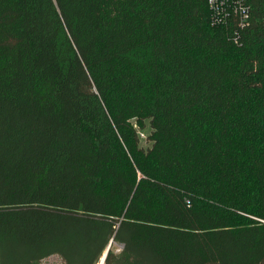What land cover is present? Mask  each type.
<instances>
[{
  "label": "trees",
  "instance_id": "obj_1",
  "mask_svg": "<svg viewBox=\"0 0 264 264\" xmlns=\"http://www.w3.org/2000/svg\"><path fill=\"white\" fill-rule=\"evenodd\" d=\"M241 2L0 0V264H264V0Z\"/></svg>",
  "mask_w": 264,
  "mask_h": 264
},
{
  "label": "built area",
  "instance_id": "obj_2",
  "mask_svg": "<svg viewBox=\"0 0 264 264\" xmlns=\"http://www.w3.org/2000/svg\"><path fill=\"white\" fill-rule=\"evenodd\" d=\"M208 5L217 21L230 14V10L238 12L244 20L247 18V10L241 0H208Z\"/></svg>",
  "mask_w": 264,
  "mask_h": 264
},
{
  "label": "rangeland",
  "instance_id": "obj_3",
  "mask_svg": "<svg viewBox=\"0 0 264 264\" xmlns=\"http://www.w3.org/2000/svg\"><path fill=\"white\" fill-rule=\"evenodd\" d=\"M143 147H146V144L142 142ZM121 247L120 246H116V251L119 250ZM40 264H62L61 259L57 256H51L48 257L46 259H44L43 261H41Z\"/></svg>",
  "mask_w": 264,
  "mask_h": 264
},
{
  "label": "water",
  "instance_id": "obj_4",
  "mask_svg": "<svg viewBox=\"0 0 264 264\" xmlns=\"http://www.w3.org/2000/svg\"><path fill=\"white\" fill-rule=\"evenodd\" d=\"M108 249H109V246L107 247V249H106V251H105L103 257L101 258V260H100V262H99V264H103V263H104V259H105V256H106V253H107Z\"/></svg>",
  "mask_w": 264,
  "mask_h": 264
}]
</instances>
